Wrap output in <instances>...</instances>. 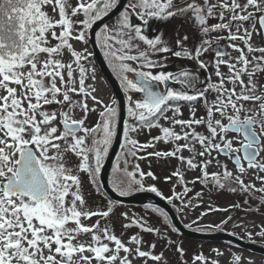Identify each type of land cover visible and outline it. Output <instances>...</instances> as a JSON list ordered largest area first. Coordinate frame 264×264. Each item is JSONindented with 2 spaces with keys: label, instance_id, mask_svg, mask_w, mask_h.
I'll return each instance as SVG.
<instances>
[{
  "label": "snow or ice",
  "instance_id": "obj_1",
  "mask_svg": "<svg viewBox=\"0 0 264 264\" xmlns=\"http://www.w3.org/2000/svg\"><path fill=\"white\" fill-rule=\"evenodd\" d=\"M118 2L0 0V264H133L134 259L167 264L162 252L155 253L154 242L145 251L142 237L132 235L128 246L114 227L102 226L101 221H109L113 214L112 202L106 210L90 208L84 193L82 175L97 183L102 161L117 138L119 114L114 99L104 104L94 95L95 87L86 84L84 61L89 53L77 51L71 41L86 43L88 30L116 9ZM133 17L144 25L152 19L182 20L181 26L193 29L192 46H186L189 35L181 36L178 30L174 47L162 34L149 38L132 23ZM97 40L125 89L128 117L134 122L124 121L121 147L125 156L137 157L139 151L154 148L160 141L172 145L171 150L149 153L178 162L166 179L176 177L183 190L173 188L169 204L180 200L183 207L191 206V200L184 199L192 192L188 185L199 183L209 192L246 194L264 206V175H260L264 173V0H129L116 24L105 26ZM65 52L68 62L63 59ZM209 52L215 57L211 64L201 59ZM166 53L191 60L205 72L211 68L217 79L209 75L201 80L187 69L158 74L144 70L164 67L152 57ZM222 67L227 71H221ZM129 73L136 79H129ZM169 81L181 85V90L170 88ZM197 82L203 86L197 87ZM154 85H164L165 90H154ZM133 92L142 96L134 99L129 94ZM89 99L102 105L93 126L86 124L89 113L97 112L89 107ZM181 102L189 105V119L182 118ZM200 102L205 114L197 118L194 103ZM144 129H158L161 135L140 144L131 134ZM229 133L236 135L229 138ZM214 152L230 160L235 172ZM214 161L217 171L210 173ZM127 164L125 159L122 167L118 163L113 169L114 191L127 195L135 187L162 196L155 186L144 187L145 173L139 164L132 171ZM250 170L261 187L245 183L243 177ZM186 171H199V175L186 180ZM147 176L156 179L152 172ZM202 197V192L195 193L196 200ZM147 207L167 220L163 210ZM209 210L221 209L210 204ZM122 216L124 229L154 233L169 247L175 243L146 221L127 213ZM93 217L97 218L94 223H84ZM257 235L264 238V226ZM176 251L184 255L179 245ZM241 260L233 256L230 264H241ZM196 261L209 264L203 254H197L193 264Z\"/></svg>",
  "mask_w": 264,
  "mask_h": 264
},
{
  "label": "rangeland",
  "instance_id": "obj_2",
  "mask_svg": "<svg viewBox=\"0 0 264 264\" xmlns=\"http://www.w3.org/2000/svg\"><path fill=\"white\" fill-rule=\"evenodd\" d=\"M72 4L76 3V0H71ZM49 12L51 14V10L49 9ZM74 19H82V17H76ZM115 20H112L109 22L106 26L109 28H112L116 22ZM216 21L210 20L209 23H215ZM132 23L135 26H140L143 31L148 35L149 38H154L157 35H161L163 30H161V21L159 20V23L157 26L153 25L154 21L150 20L147 29L145 28V25L142 21H140L138 18L133 17ZM182 20H177L174 23L173 26V33L176 32V26H178L180 29V35H189L190 39L186 42V46L191 47L192 46V32L193 29L191 27H183ZM105 28V26L99 31H101ZM176 35V34H175ZM174 35V36H175ZM215 35V34H213ZM174 36L172 39H174ZM198 39L197 44L199 41V34L197 33ZM163 38V35H162ZM257 42H259V38H256ZM73 44V47L77 51H85L87 50L88 59L84 61V66L87 69L88 78L86 80V84L92 85L95 87L96 91L94 95L102 101L104 104H110L111 101L115 99L114 94L110 88V86L107 84L106 80L102 76L97 63L95 61V58L93 56L91 46L88 41V32H87V42L81 43L77 42L75 40L71 41ZM99 46L101 48V51L105 57V51L101 46V41H98ZM221 45H224L227 43V41H220ZM141 48H144L145 45L140 43ZM206 55H209V57H201L206 63L211 64L215 57L214 53H206ZM235 55V53H233ZM163 54H158L156 56H153L152 59L159 61L164 65V67H154L151 69H144L145 71H152L153 74H158L160 72H173L174 66H173V57L169 53L167 56V61L164 59ZM63 59L65 62H68L69 56L65 52ZM107 63L109 64L111 70L113 73L117 76L116 72L113 70V67L110 65L108 58H106ZM184 60V67L187 70H190L194 73H198L200 76V79L203 80L201 76V70L197 68L196 64L188 60ZM168 62V63H167ZM133 63V62H129ZM135 66V64H133ZM210 69V75L212 77V80L215 81L217 78L214 75V71ZM221 71L226 72V68H221ZM78 75V74H77ZM129 79H135L134 74L129 73L128 74ZM118 77V76H117ZM119 79V78H118ZM264 79V77H262ZM120 80V79H119ZM197 85H199V82H197ZM125 91V89H124ZM133 96L134 99L139 98L140 93H129ZM211 98V97H210ZM89 107H96L97 112L95 113H89V119L87 120L86 124L87 126H93L94 123L99 119L98 112L101 110L102 105H95L94 102L89 99L88 100ZM51 108L55 109L56 105L50 106ZM114 107L117 108L118 106L117 102L114 105ZM194 107L196 109V116L197 118L203 115L204 109L202 106V102L199 104L194 103ZM181 111L183 113V119H189L190 118V110L189 105L187 102H182L181 104ZM171 115V113H168ZM77 117H79L80 113L77 111L76 113ZM161 124L165 126H169L167 122L161 121ZM197 127V126H194ZM178 131H180L179 127L176 128ZM197 131L203 132V127H197ZM232 134V135H230ZM234 133H229V138H232ZM157 135H161L158 129H144L142 131H139L137 133H132V138L139 141L140 144H146L149 137L153 138ZM180 143H183L181 141ZM172 145L166 144L163 141H160L155 144L154 148H147L142 151H139L137 153V157L132 156H125L124 149L122 150V153L120 155V158L118 159L117 163L113 166L111 174H110V183L112 185V181L115 179L113 169L117 166L119 163L122 167L124 164V160L127 159L128 164V170L132 171L134 169V165L139 164L140 171L145 173L143 183L144 187L148 188L150 186H155L158 191L162 194L163 199L166 201L168 197L172 196V189L175 188L177 192H182L183 188L181 185L177 183L176 177H171V179H166L167 177L171 176V173L175 170V168L178 166V162L173 158L168 159H158L155 156L148 155L149 153H152L154 151H165V150H171ZM185 156H188L189 153L186 151L184 152ZM213 156L220 160L222 164L226 163L228 165L229 170L235 172V167L233 163L228 160L226 157H223L221 155L217 156V154L214 152ZM139 157H144L143 159H140ZM146 157V158H145ZM73 159L74 158H71ZM200 159L199 157L197 158ZM183 171V169H182ZM208 171L211 173L213 171H217L215 167V161L213 162V165H211L208 169ZM148 172H152L156 179H152L151 177L147 176ZM199 175V171H186L185 172V179L186 180H192L195 177ZM260 175H264V173H261ZM139 175H137V179H139ZM244 181L246 184L252 183L255 185L256 188L261 187L260 182L256 179V173L252 170H250L244 177ZM82 179L84 181V193L86 196V199L88 201V206L90 208H103L106 210L107 205L109 201H111L105 193L102 192V189L100 187L99 179L97 177V183L91 184L86 177L82 175ZM190 188H192V192L188 194L187 197H185V201L187 202L189 199L191 200V206L189 207H183L180 200H174L172 204L173 208L178 213L179 217L182 219L184 225L193 230L203 231V232H215V231H224L228 232L230 234H233L235 236H238L246 241L250 242H257L258 244L264 245V238L257 235V233L260 231L261 226H264V206L259 205L258 199H251L247 197L246 194H241L239 192L237 193H231L226 190L217 191L213 190L211 192L208 191L207 188H204L199 183L192 185H188ZM113 187V185H112ZM137 192H140L139 190H136L134 187L131 192H129L127 195H132ZM202 192L203 197L201 200L195 199V193ZM152 193V192H151ZM155 194V193H154ZM256 196L259 197L260 193H256ZM248 199V203L245 204V199ZM67 199V198H66ZM113 214L111 215L109 221H101V224L103 226L104 223H108L110 227H114L115 234L122 239L123 242H125L126 245H128V241L132 235H139L142 237L144 244L142 245V250L148 251L149 250V244L155 243V253L160 254L161 252L164 255V258L167 262V264H193L194 257L197 254H203L204 257L207 258L209 261V264L212 260H217L218 264H230L233 256H240L242 258L241 264H264V257L258 256L251 253L243 252L232 245H229L224 242H204V241H194L187 238L182 237L175 229L173 228L168 216L167 220L161 216L158 212H154L151 208L148 207H138V206H118L113 201ZM239 203L241 205L240 208H233L231 207L233 204ZM212 205L214 208L221 209L220 211H210L209 205ZM249 206L253 209L252 211H246ZM259 206V211H256L255 209ZM224 209H227V211H224ZM207 212V215H202L203 213ZM123 213H127L130 218H139L143 221L147 222L148 226H151L153 228L159 229L163 236H166L168 239H171L175 243L169 247L165 240L161 237H158L154 233H146L143 232L140 228L137 227H131L128 229H124L122 227L123 221ZM228 217H231V219H228ZM97 218L93 217L92 220L84 221L85 224H92L95 222ZM225 221H227L225 223ZM249 234H251V239L249 238ZM81 239H88L86 236H81ZM256 243V244H257ZM179 245L184 250V255L180 256V254L176 251V247ZM130 246V245H128ZM220 253L217 254V251ZM123 255V253H121ZM133 264H154V262L150 259L145 261L144 259H134ZM195 264H203V262L196 261Z\"/></svg>",
  "mask_w": 264,
  "mask_h": 264
},
{
  "label": "water",
  "instance_id": "obj_3",
  "mask_svg": "<svg viewBox=\"0 0 264 264\" xmlns=\"http://www.w3.org/2000/svg\"><path fill=\"white\" fill-rule=\"evenodd\" d=\"M129 0H119L116 9L109 13L108 16L104 17L102 20L97 21L96 24L92 26L89 30V42L91 44L95 60L97 61L101 73L111 87L113 93L116 96L118 106H119V123L117 127V138L114 140L109 155L103 165H101V171L99 173V182L103 192L110 198L113 202L124 205V206H138V207H147L152 205L155 208H159L167 213V216L173 226V228L183 237L195 240V241H204V242H224L235 246L236 248L243 250L245 252H250L259 256L264 257V247L256 245L251 242L242 240L239 237H236L232 234L226 232H200L188 229L182 223L181 219L178 217L177 213L173 207L164 199L157 196L156 194L150 192H138L133 195L124 196L120 195L118 192L114 191L110 185V173L116 162L117 157L120 154L121 146L124 142V121H126V99L122 91V88L108 66L101 49L97 42V33L98 31L108 22L117 18L122 12ZM136 78V77H135ZM173 85L175 89L181 90V88L173 82H169ZM154 90H158L159 86L154 85Z\"/></svg>",
  "mask_w": 264,
  "mask_h": 264
},
{
  "label": "flooded vegetation",
  "instance_id": "obj_4",
  "mask_svg": "<svg viewBox=\"0 0 264 264\" xmlns=\"http://www.w3.org/2000/svg\"><path fill=\"white\" fill-rule=\"evenodd\" d=\"M153 21H154V23H153V25H155V26H157L158 25V23H159V20H156V19H152ZM178 19H171V20H168V21H162V20H160L162 23H161V30H163V32H162V35H163V39L164 40H166V41H168L169 42V44H172L173 45V47H174V40H175V38H176V36H177V33H173L174 31H173V26H174V23L177 21ZM147 27H148V25H145V28L147 29ZM177 28H176V32H177V30L179 31V34H180V29H178L179 27L178 26H176ZM176 34V35H175ZM175 35V36H174ZM174 36V39H172V37ZM175 50V49H174ZM165 57H167L168 55H169V53H166V54H163ZM209 57V55H206V53L203 55V57ZM173 57V60H172V62H173V66H174V71L172 72V73H176V72H178V71H181V70H185V67H184V60L183 59H180V58H176V57H174V56H172ZM186 61H188L187 59H185ZM166 61H167V59H166ZM168 63V62H167ZM115 75V74H114ZM210 75V69H208V71L207 72H205L204 70H201V76H202V78H203V80H205L208 76ZM211 76V75H210ZM115 77L117 78V80L119 81V83H120V85H121V82H120V80L118 79V77L115 75ZM135 78V77H134ZM169 82H171V81H169ZM180 88H181V85H179V84H177ZM159 86V89H160V91H164L165 90V87H164V85H158ZM168 86L170 87V88H172V89H174V90H177V89H175V87L173 86V85H171V84H168ZM203 85H201L200 83H199V85H197V87H202ZM121 87H122V89H123V92H124V94H125V98H126V93H125V91H124V88H123V86L121 85ZM177 91H179V90H177ZM142 96V93H140V95H139V97H141ZM115 97V96H114ZM116 99V98H115ZM117 102V101H116ZM126 103H127V107H128V101H127V98H126ZM181 104H182V102H181ZM195 104H199V103H195ZM117 106H118V103H117ZM127 107H126V120L127 121H129L130 123H134L133 121H131L130 120V118L128 117V113H127ZM118 114H119V109H118ZM205 113L203 112V115H204ZM176 131H178L177 129H176ZM230 135H232V134H230ZM233 135H236V134H233ZM152 140V138L151 137H149V139H148V141H147V143L149 142V141H151ZM123 144H124V142H123ZM122 144V145H123ZM111 149V148H110ZM110 149H109V152H110ZM122 150H123V148L121 147V151H120V154H119V156L117 157V159H116V162H115V164L117 163V161H118V159L120 158V155H121V153H122ZM109 154V153H108ZM108 156V155H107ZM149 156V154L148 155H146V157H148ZM145 157V158H146ZM106 158L107 157H105L104 158V160L102 161V164H104V162H105V160H106ZM101 164V165H102ZM112 186V185H111ZM113 188V187H112ZM117 192V191H116Z\"/></svg>",
  "mask_w": 264,
  "mask_h": 264
},
{
  "label": "trees",
  "instance_id": "obj_5",
  "mask_svg": "<svg viewBox=\"0 0 264 264\" xmlns=\"http://www.w3.org/2000/svg\"><path fill=\"white\" fill-rule=\"evenodd\" d=\"M201 231V230H200Z\"/></svg>",
  "mask_w": 264,
  "mask_h": 264
}]
</instances>
